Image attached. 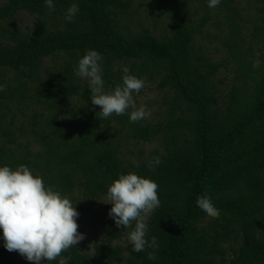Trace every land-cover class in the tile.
Listing matches in <instances>:
<instances>
[{
	"label": "trees",
	"instance_id": "obj_1",
	"mask_svg": "<svg viewBox=\"0 0 264 264\" xmlns=\"http://www.w3.org/2000/svg\"><path fill=\"white\" fill-rule=\"evenodd\" d=\"M150 1L166 16L164 35L154 36L144 27L137 34L118 30L115 15L129 10L127 0H78L79 12L71 23L63 18L71 0H54L52 11L43 0L0 2V164H25L64 196L77 190L82 197L74 205L77 226L91 212L87 203L105 195L117 173L133 171L156 182L160 204L147 216V235L159 244L154 260L147 258L150 249L133 252L130 244L94 243L93 255L78 251L76 244L62 252L70 257L68 264H264V0H254L257 17L249 33L250 42L262 48L255 67L244 57L250 47L242 52L236 42L242 39L232 6L236 0H221L228 25L221 43L243 79L230 89L225 103L216 98L211 81L218 65L194 51L196 36L211 37L204 27L212 8L206 0ZM19 12L36 16L30 31L16 27ZM60 17L59 23L51 22ZM86 49L101 54L108 87L119 82L117 65L124 62L131 74L157 79V88L172 92L164 123L128 122L124 135L142 141L164 136L167 146L158 156L159 165L121 162L120 131H111L110 118L96 113L99 108L91 106L88 87L78 84L73 73ZM55 54L67 58L51 68L55 76L49 79L39 66ZM7 73L13 80L6 79ZM26 81L33 93H28ZM73 97L84 105L77 110L80 129L69 136L59 115ZM33 98L40 109L22 122L23 100ZM17 115L23 117L20 122ZM31 144L37 148L32 150ZM198 195L212 199L219 209L216 218L197 209ZM109 223L107 236L117 239L122 228L111 219ZM2 243L0 256L9 263L14 250H5Z\"/></svg>",
	"mask_w": 264,
	"mask_h": 264
},
{
	"label": "clouds",
	"instance_id": "obj_2",
	"mask_svg": "<svg viewBox=\"0 0 264 264\" xmlns=\"http://www.w3.org/2000/svg\"><path fill=\"white\" fill-rule=\"evenodd\" d=\"M220 0H206L209 8ZM49 11L54 9V0H43ZM79 12L78 0H71L65 9L64 20L73 21ZM259 60L253 61L254 66ZM119 82L110 87L105 85L102 56L94 49H86L73 66L76 77L87 82L90 103L99 106L96 112L102 118L121 115L128 111L129 122L146 118L150 113L145 105L137 106L133 93L144 87V80L121 67ZM0 84V91L3 90ZM149 167L160 164L158 156L147 162ZM157 184L154 180L138 175L133 171L117 173L106 187L103 203L110 204L107 216L115 227L129 228L126 235L133 252L147 251L149 260L156 258L159 247L155 236H148L147 216L159 207ZM75 203L62 195L54 186L46 185L41 176L25 164L10 167L0 164V241L7 251L15 250L23 259L40 264H68L70 257L61 255L83 238L77 232L76 218L79 213ZM195 206L205 216L216 218L219 209L207 195H198ZM131 225V227H129Z\"/></svg>",
	"mask_w": 264,
	"mask_h": 264
},
{
	"label": "rangeland",
	"instance_id": "obj_3",
	"mask_svg": "<svg viewBox=\"0 0 264 264\" xmlns=\"http://www.w3.org/2000/svg\"><path fill=\"white\" fill-rule=\"evenodd\" d=\"M4 0H0L3 2ZM129 1V10L125 11L124 14L119 13L115 15V21L118 25V30L123 34L127 35L128 32L131 34H137L141 32L140 27L148 29V31L154 36H161L165 34V29L167 25L166 16L156 7H152V2L150 0H127ZM220 2L212 8L211 18L209 24L204 27L205 31L211 34L210 38H202L201 36H196L194 39V51L198 55L206 56L209 63H214L218 65V69L212 77L213 89L216 93V98L222 103L228 98V93L234 85H238L243 82L242 78H239V73L236 70L235 61L232 60L230 53L221 42L225 39L228 32V25L226 24L223 17V7ZM257 4L254 0H236L232 6L238 15L237 22L239 27V37L242 39H237L238 45L241 51L247 50L250 47V53L244 54L245 60L255 61L259 60L262 48L259 44H254L250 42L249 33L252 29L253 24L256 23V9ZM202 11H199L196 15L200 17ZM36 16L25 12H19L14 17V22L16 27L23 33L30 31L32 24L35 21ZM55 23H59L62 18L54 19ZM67 58L62 54H55L43 58L40 62L39 70L41 75L46 71L47 77L53 78L55 73L53 69L54 66L61 65L62 61ZM118 67L128 66V63H119ZM116 66V67H117ZM256 66V65H255ZM253 64V67H255ZM115 67V68H116ZM48 69V70H47ZM44 76V75H43ZM239 78V79H238ZM7 80H13V74L7 73ZM144 87L138 92L133 93V100L137 106L140 104L145 105L146 109L149 111V115L146 118L135 121L139 125H157L159 123H164L167 119V114L171 109V98L172 92L166 88L159 89L156 86L157 79L148 80L147 76L144 80ZM78 84L85 85L88 87L87 82L81 78H78ZM26 89L28 93H33L34 89L29 81H26ZM29 105V107L27 106ZM84 102L78 97H73L71 103H67L63 107V112L60 113L61 125H63V133L72 134L78 133L81 126V114L77 111L79 107L83 106ZM92 107L99 108V106ZM23 112L25 114L24 118L20 115L16 116L17 121L28 122L32 110H39L40 103L36 101L35 98L28 100H23L22 104ZM121 115H110V129L111 131L119 130L120 136L123 137V141L118 149V155L123 164L132 163L135 161H149L154 156H159L164 153V147L167 146V140L164 136L159 135L158 137L152 138L148 141L135 140L130 136L124 137L128 133L127 123L128 111ZM176 110L174 111L176 116ZM71 129V130H70ZM136 141V142H135ZM31 149L37 148L35 144H31ZM73 203L82 201L81 194L74 190L71 194L65 195ZM105 200V195L98 199L91 200L87 205L91 208V212H85L82 221L77 226V232L83 234V238L77 242L76 246L78 251L85 252L90 255L94 254L93 244L101 243L108 244L111 246L120 245L125 246L128 244L126 240L127 232L129 228H123L121 226L123 234H121L117 239H110L107 236V231L111 229L109 223L110 218L107 216V210L110 208V204L103 203ZM131 227V225L129 226ZM0 264H32L30 261L23 259L15 250L12 253L11 260L9 263L3 261L0 256ZM40 264H45V262H40Z\"/></svg>",
	"mask_w": 264,
	"mask_h": 264
}]
</instances>
